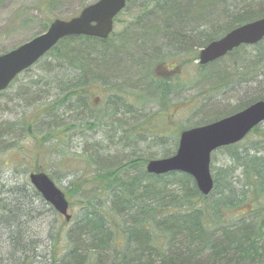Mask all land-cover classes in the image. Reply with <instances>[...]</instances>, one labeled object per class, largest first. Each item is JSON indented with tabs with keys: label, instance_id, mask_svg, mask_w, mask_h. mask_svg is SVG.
<instances>
[{
	"label": "trees",
	"instance_id": "obj_1",
	"mask_svg": "<svg viewBox=\"0 0 264 264\" xmlns=\"http://www.w3.org/2000/svg\"><path fill=\"white\" fill-rule=\"evenodd\" d=\"M139 1L140 8L128 0L121 13L132 15L145 29L138 39L127 37L132 33L130 27L125 29V36L113 33L107 41L69 37L37 63L44 68L43 95L33 105H45L43 129H35L27 116L11 125L0 124L2 153L9 149L5 142L12 135L9 130L34 139L41 136L45 144L52 142L58 147L63 134L68 137V132L75 130L74 123L79 122L85 131L101 138L94 143L95 153L89 158H68L83 167L65 193L68 199L78 194L81 216L66 235L67 254L62 258L57 254L63 233L59 228L49 260L45 257L44 262L264 264V131L256 128L244 142L218 150L225 160L221 167L212 165L215 187L208 196L202 195L186 174L156 176L147 172L150 161L176 154L182 132L264 101V92L252 87L264 77V40L242 46L205 67L197 65L194 80L181 81L177 74L198 60L200 51L209 44L263 19L264 0ZM144 19H157L158 23L153 20L146 28ZM44 59L49 61L43 64ZM162 70L170 76H161ZM33 78L31 87L40 86ZM99 84L106 93L95 99L91 90ZM227 90H241L239 94L245 92L248 97L235 106L227 101L200 108L195 112V116H202L200 123L192 126L172 125L178 105L189 109L196 105L195 97L187 98L185 93L198 91L205 96ZM1 95L9 98V88ZM124 117L129 119L121 124ZM106 120L111 123L105 124ZM116 123L120 124L116 134L108 136L105 128ZM114 139L117 147L129 150L128 154L103 158L99 153L110 155L112 149L105 141L114 144ZM108 158L113 162H104ZM30 167L15 187L9 188L8 182L1 184L0 179V264H36L44 258L33 239L27 240V235L34 233L30 225L40 216L34 200H43L28 176L32 171L46 173V169L37 164ZM55 215L59 223L60 216ZM11 245L14 251L9 253ZM14 252L22 253V258L17 260Z\"/></svg>",
	"mask_w": 264,
	"mask_h": 264
},
{
	"label": "rangeland",
	"instance_id": "obj_2",
	"mask_svg": "<svg viewBox=\"0 0 264 264\" xmlns=\"http://www.w3.org/2000/svg\"><path fill=\"white\" fill-rule=\"evenodd\" d=\"M98 1L99 0L69 2L62 0H0V56L28 43L37 36L43 35L53 21H70L71 19L78 17L84 8L93 5ZM130 4H134V6H138V8L141 7L139 0H130ZM148 9L153 10V6H149ZM155 17L157 16L155 15ZM153 20L155 19H152V21ZM152 21L144 19V27H150L153 24ZM155 21H157L155 23L157 24L158 20L156 19ZM128 27L132 28V33H128L127 35L129 39L136 36V39H138L142 31H145V29L141 28L136 23V20L132 15L126 13L118 17L115 21L114 33L116 35L121 34L125 36V29ZM132 53L135 58H140V56L135 55V52ZM46 61L49 60L44 59L43 64ZM197 61L198 60H193V62L187 64L185 69L177 71V74L181 76V81L194 80L198 74ZM38 65L39 64L34 66L30 72L23 73L19 76L12 86L9 87V98L8 95L0 96V124L3 122H9V125H11L14 121L23 119L24 116H27L35 129H43V127L41 128L42 123L46 122L45 116H42L45 110V105H39L38 107L33 105L34 103H37V101L40 100V96L43 95L41 94V91H43L42 86L44 79L41 73L44 68ZM169 68L170 67H168V69ZM176 70L177 69H172L174 72ZM167 72V70H162L159 74L161 76H170ZM31 76H34L32 81L40 82V86L31 87ZM126 80L127 79H124L125 82ZM129 81L132 82L130 79ZM98 86V88H92L91 90L95 99L97 97H103L106 93L102 84H99ZM245 87L246 85H244V88ZM252 87L254 91L257 90V92H264V77H260L259 83L253 84ZM240 91L235 90L234 92L233 90V92H230L227 90L212 95L206 94L205 96L200 95L198 91L185 93L184 95H187V98L195 97L193 104L196 105L193 107L194 109H189V107L187 108L185 105H178L177 111H179V113L173 118V121L175 122L172 125L177 123L176 127H189L198 122L200 123L202 116H195V112H199V109L204 106H210L214 103H225L227 101L230 106H235L248 97L245 92L239 94ZM250 92L253 93L252 90ZM26 94H28V97H26ZM127 105L130 106V103ZM117 118L119 119L120 116ZM128 119L129 118L124 117L120 123L124 124ZM105 122V124L111 123L109 120H106ZM33 123H36L38 126H35ZM117 123L113 127L108 126L105 128L108 136L116 134V126L120 125ZM74 124L75 130L69 131L68 137L63 134V141L59 140V148L54 144H51L52 142L45 144V142L41 140V136H38V139H34L33 137L26 136L25 133L9 130L12 135L9 134V139L5 140V142L8 141L7 145H9V149L3 153V150L0 152L1 184L8 182L7 186H9V188L17 186L19 182L25 179V173L28 172L29 169H32L30 166L37 164L39 167H45L46 173L53 179L55 184L62 191L68 193L72 181H75L80 175L78 170L83 168L82 165L80 166L76 161L71 162V158H75L77 155L80 158H89L93 152L95 153V150L93 149L94 143L101 140L99 136H94V132L85 131V126L83 124L79 122ZM172 128L173 127H171V129ZM259 129L260 131H264V123ZM36 132L39 135V131L37 130ZM112 142L114 144H111V140L105 141L106 146H110L112 149L109 153L110 155H107L108 152L106 151L100 152L99 154L103 156V158L112 157L117 159L118 157H123L128 154V149L124 150L116 146V139L112 140ZM171 144L173 145L174 141L171 142ZM169 147H171V145H169ZM142 148H145V146L142 145ZM68 158H70V160H68ZM36 159L38 161L37 163H35ZM224 160V153L217 151L212 156V165L215 164V167H221ZM104 162L113 161L108 158V160H104ZM96 165L98 166V164ZM100 166L103 165L100 164ZM69 201L71 203L69 213L72 216V220L69 223H65L63 218H59L60 222L57 223L56 212L53 208L43 200L39 201L35 198L34 207L36 213H39L40 216H38L33 221L32 225H30L32 229L31 231H34V233H31L32 236L27 235V240L32 238L36 243L35 246L39 251L38 253L40 257L44 256V258L42 257V259L36 262V264H46L44 261L46 259L49 260V252L52 248L53 239L59 228H63V233L59 240V244L56 247L57 254L60 258L67 254L68 242L66 235L72 231L77 224L82 209L79 204L81 203V200L79 199L78 194L73 195L72 198L69 197ZM13 251L14 247L12 245L9 246V253ZM13 255L16 256L17 260H20L23 254L14 252Z\"/></svg>",
	"mask_w": 264,
	"mask_h": 264
},
{
	"label": "water",
	"instance_id": "obj_3",
	"mask_svg": "<svg viewBox=\"0 0 264 264\" xmlns=\"http://www.w3.org/2000/svg\"><path fill=\"white\" fill-rule=\"evenodd\" d=\"M126 5L127 0H99L84 8L78 17L70 21L56 20L43 35L1 55L0 93L66 38L84 36L107 40L113 32L115 18L124 11ZM263 40L264 18L241 26L209 44L200 51L198 63L207 66L242 46H254ZM263 123L264 101H259L220 121L186 130L180 136L176 154L170 158L150 161L147 172L156 176L186 174L194 179L199 192L208 196L215 186L211 172L213 153L242 142L253 129ZM29 180L42 198L65 216L66 221H70L69 203L53 180L46 173H32Z\"/></svg>",
	"mask_w": 264,
	"mask_h": 264
},
{
	"label": "flooded vegetation",
	"instance_id": "obj_4",
	"mask_svg": "<svg viewBox=\"0 0 264 264\" xmlns=\"http://www.w3.org/2000/svg\"><path fill=\"white\" fill-rule=\"evenodd\" d=\"M62 217V216H61ZM63 218V217H62Z\"/></svg>",
	"mask_w": 264,
	"mask_h": 264
}]
</instances>
